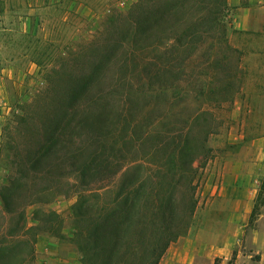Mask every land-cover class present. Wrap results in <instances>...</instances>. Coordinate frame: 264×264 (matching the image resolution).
<instances>
[{
	"label": "rangeland",
	"instance_id": "1",
	"mask_svg": "<svg viewBox=\"0 0 264 264\" xmlns=\"http://www.w3.org/2000/svg\"><path fill=\"white\" fill-rule=\"evenodd\" d=\"M147 1L0 0V188L15 174V143L19 153L30 156L44 133L52 130L49 124L59 110L58 103L71 97L79 75L91 72L97 62L104 65L93 97L123 81V69L118 64L123 50L111 49L109 43L125 38L123 32H132L133 12L136 21L147 8L155 10L163 4V0H149L151 5ZM170 1L181 2L164 0ZM210 2L221 8L216 26L205 35L203 43L190 45L180 53L186 62L174 58L169 75L160 73L167 79L166 94L158 83L149 92L141 89L140 83L142 60L148 57L149 61L159 62L161 50L155 44L147 47L148 38L141 45L130 46L135 53L130 63L134 70L125 73L138 90L131 102L123 105L118 103L120 94L102 100L115 106L105 128L109 135L103 131L109 148L126 130L120 149L107 153L110 162L102 181L96 180L86 192H79L82 186L77 175L64 174L61 164L67 165L65 160L53 163L54 168L35 184L31 181L33 190L17 196L14 212L4 213L0 198V247L22 243L18 258L3 259L0 264H86L85 253L74 240L73 208L79 195L85 193L88 207L110 203L121 185L137 174L131 169L125 173L126 168L115 174L118 162L167 164V155L176 145L183 146L184 136L192 145L194 171L174 194L185 220L180 236L170 243L160 264H174L184 255V244L193 247L204 242L208 247L225 250L227 238L236 236V224L230 225L229 221L237 203L230 196L219 195L226 171L251 180L254 213L247 228L258 224L262 227L258 219L264 211V55H253L246 47L245 33L231 29V9L225 0ZM142 7L146 11H137ZM188 9L189 21H195L199 9L194 10L192 4ZM153 41L158 43L157 39ZM45 186L51 189L40 192ZM30 192L38 200L26 204ZM156 194L157 198L163 195ZM191 201L195 207L190 212ZM48 218L52 220L46 222ZM242 250L252 256L240 264H264V243L244 248V242L228 249L226 258L201 254L190 264H214L216 258L218 264H228L234 253V264H239L237 255Z\"/></svg>",
	"mask_w": 264,
	"mask_h": 264
},
{
	"label": "trees",
	"instance_id": "2",
	"mask_svg": "<svg viewBox=\"0 0 264 264\" xmlns=\"http://www.w3.org/2000/svg\"><path fill=\"white\" fill-rule=\"evenodd\" d=\"M194 1L197 6L192 3ZM147 3L151 5L152 1L148 0ZM161 3L163 4L155 10L147 8V12L141 15L138 12L140 17L136 21L135 12H133L130 16L132 32L129 34L123 32L127 35L118 40L117 44L114 43L115 41L109 43L111 49L116 47L123 50L121 61L118 62L124 71H121L120 78L125 76L122 82L120 79V83H117L114 88L101 91L93 97V91L97 89L100 81L98 74L104 72L102 71L104 65L95 63L96 67L91 72L77 77L71 97L58 103L59 110L49 124L52 130L44 133L43 138L39 139L38 147L30 152V156L19 153V146L15 143L17 149L14 151L17 158L15 174L0 188L1 210L4 213L14 212L17 208L15 204L17 196L22 191L30 190V188L33 190L31 183L35 184L40 176L48 174V170L54 168L53 163L61 161L66 163L65 160H67V165L61 164L62 169L65 171L64 174H75L80 179L82 188L79 192H86L96 180L102 181L106 176L105 169L110 162L107 159V153L120 149L118 145L126 131L118 135L120 138H116V141L111 144L114 146L109 148L103 131L115 106L103 103L102 100L107 96L120 94L122 97L119 98L118 103L123 105V103L131 102L138 90L133 79L126 75L129 70H134L130 69V63L135 59L134 50L130 46L141 45V41L148 38L150 45L147 47L155 44L161 50L159 62H152V59L149 61L148 57L142 60L144 67L140 83L141 89L144 87L145 92H149L152 85L158 83L160 91L166 94V77L169 75L173 59L180 57L182 64L186 62L187 58L182 57L180 53L190 45L198 46L199 43L204 42L205 35L214 30L218 20L217 14L221 11L220 7L212 6L210 0H181L179 4L177 1L166 3L163 0ZM190 4L194 10L199 9L195 21H189L191 19L188 9ZM139 9L141 8L137 11H146L144 7ZM155 39L158 43L153 41ZM172 39L173 42H169ZM160 73L166 77L161 78ZM108 132L106 135H109ZM89 133L95 134V137L91 139ZM190 143L189 138L184 136L183 146L176 145L172 153L167 155L169 160L167 164L160 163L152 166L137 163L134 160L128 163L118 162L115 174L124 168H126L125 173L131 169V171H137V174L128 183L121 185L116 197L110 203L104 204L106 202L104 201L97 204L96 208L88 207L84 199L85 193L79 195L73 208L76 217L74 240L78 249L85 253L86 264L161 263L170 243L180 236L185 220L183 211H179L178 198L175 197L174 191L182 180L194 171ZM73 146L77 147L72 152ZM178 161L181 162L180 165L177 164ZM50 189V186H45L40 192ZM157 192L163 195L157 198ZM169 192V196H164ZM33 194V192L29 193L24 201L26 204L38 200ZM94 195L97 198L101 197L99 193ZM194 203L190 202V212L194 210ZM89 214L90 217H88ZM51 220L48 218L46 222ZM172 226H177L178 229L173 230ZM20 250H22V243L13 247L1 246L0 260L4 262L3 259L18 258ZM235 259L234 253L228 264H234ZM218 261L219 259L216 258L214 264H218Z\"/></svg>",
	"mask_w": 264,
	"mask_h": 264
},
{
	"label": "crops",
	"instance_id": "3",
	"mask_svg": "<svg viewBox=\"0 0 264 264\" xmlns=\"http://www.w3.org/2000/svg\"><path fill=\"white\" fill-rule=\"evenodd\" d=\"M30 3V0H27ZM41 2V0H37ZM227 5L230 7L231 29L237 32H243L246 35V47L251 50L253 55H264V0H227ZM227 172V171H226ZM225 172V177L219 189V195L230 196L237 206L231 211V223L236 224V236L227 238L225 250L218 246L208 247L204 242H199L191 247L184 244L182 246V257L176 258L174 264H181L186 262L190 264L197 255L205 254L210 256L212 254L222 258L227 257V250L241 246L244 242V248L256 247L259 243H264V211L261 213L258 222H262V227L259 224L252 228H247L251 216L253 214V199L251 196L252 184L250 179H241L234 177L235 174ZM235 173V172H234ZM251 191V192H250ZM245 205V206H244ZM245 232H249L247 235ZM251 254L246 251H240L237 255V262L240 264L245 258H251ZM262 261H264V254H262Z\"/></svg>",
	"mask_w": 264,
	"mask_h": 264
},
{
	"label": "built area",
	"instance_id": "4",
	"mask_svg": "<svg viewBox=\"0 0 264 264\" xmlns=\"http://www.w3.org/2000/svg\"><path fill=\"white\" fill-rule=\"evenodd\" d=\"M125 3V1H123V4Z\"/></svg>",
	"mask_w": 264,
	"mask_h": 264
}]
</instances>
